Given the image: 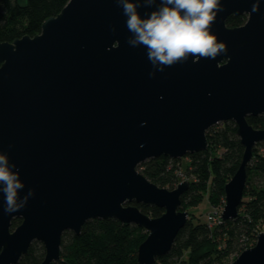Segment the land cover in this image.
Returning a JSON list of instances; mask_svg holds the SVG:
<instances>
[{"label":"water","instance_id":"water-1","mask_svg":"<svg viewBox=\"0 0 264 264\" xmlns=\"http://www.w3.org/2000/svg\"><path fill=\"white\" fill-rule=\"evenodd\" d=\"M157 5L142 4L138 12L143 17ZM221 5L211 32L227 53L189 58L163 72L153 68L144 46L127 42L131 33L114 0H68L35 35L0 43V154L19 172L25 186L19 195L34 193L12 214L4 213L0 193V264H17L34 242L44 249L39 264H52L62 234L77 236L93 219L145 230L136 263L154 264L186 223L188 212L179 207L189 182L160 188L138 165L201 152L207 130L227 121L235 124L243 152L223 186L220 217L237 216L252 149L264 142V127L246 121L264 116V0ZM244 12L243 26L226 28L228 15ZM131 203L163 213L151 218ZM229 264H264V232Z\"/></svg>","mask_w":264,"mask_h":264},{"label":"trees","instance_id":"trees-1","mask_svg":"<svg viewBox=\"0 0 264 264\" xmlns=\"http://www.w3.org/2000/svg\"><path fill=\"white\" fill-rule=\"evenodd\" d=\"M68 0H0V43L11 42L24 35L33 36L41 23L56 15ZM254 129L264 127V116H249ZM207 148L181 159L160 156L138 165L137 170L160 188L172 190L184 175L188 188L180 196L181 211H188L184 227L177 233L171 250L154 264H221L229 254H239L254 244L256 235L264 231V142L252 149L246 166L242 201L234 219L215 226L201 222L189 209L197 206L206 193L210 207L223 200V186L234 174L241 160L243 147L232 121L209 128ZM221 153L217 155V151ZM142 213L156 218L163 209L134 204ZM20 223L12 221V228ZM147 232L136 225H125L114 219H93L85 222L79 235L64 232L59 260L52 264H137L136 249ZM34 242L17 264H39L44 255L41 244Z\"/></svg>","mask_w":264,"mask_h":264},{"label":"clouds","instance_id":"clouds-1","mask_svg":"<svg viewBox=\"0 0 264 264\" xmlns=\"http://www.w3.org/2000/svg\"><path fill=\"white\" fill-rule=\"evenodd\" d=\"M114 2L122 7L126 17V27L131 33L127 42L132 46H144L148 60L157 71L163 72L165 67L184 63L189 58L193 62L214 60L227 53L225 43L218 42L211 32L217 15L224 11L221 0H158L157 7L143 17L138 8L142 4H157V0ZM257 10L258 5L254 3L251 11ZM150 75H154V72ZM14 168L7 155L0 154V193L4 196L5 214L23 209L34 194L29 189L26 195H19V190L25 186L19 179V172L13 171Z\"/></svg>","mask_w":264,"mask_h":264},{"label":"rangeland","instance_id":"rangeland-1","mask_svg":"<svg viewBox=\"0 0 264 264\" xmlns=\"http://www.w3.org/2000/svg\"><path fill=\"white\" fill-rule=\"evenodd\" d=\"M217 125H220V124H217ZM220 153H221V150H218V151H217V155H219ZM185 157H186V156H184V157L181 158V165H182V168H183V166H185V163H186L187 160H188V158H185ZM180 178H181V179H180L179 182L184 181V180H187V181H188V179H187L184 175H182V177H180ZM179 182H178V183H179ZM188 182H189V181H188ZM223 205H224V196H223V200L220 201V202H218V204L215 205V207H217V206H222V207H223ZM210 210H211V207H210V205H209V203H208L206 193H203V196H202V198H201V200H200V202H199V204H198L197 206H194V207H192V208L189 209V211H190L192 214H194V216H196V217L199 219V221H201V222H203V221L206 220V215H207V213H208ZM186 212H188V211H186ZM263 226H264V225H263ZM263 230H264V228H263ZM39 244H40V243H39ZM39 244H38V245H39ZM237 255H238V254H236V253L229 254V255H228V256L222 261L221 264H229L230 262H232V260H234V259L236 258Z\"/></svg>","mask_w":264,"mask_h":264},{"label":"flooded vegetation","instance_id":"flooded-vegetation-1","mask_svg":"<svg viewBox=\"0 0 264 264\" xmlns=\"http://www.w3.org/2000/svg\"><path fill=\"white\" fill-rule=\"evenodd\" d=\"M247 20H248V13L244 12L239 15L230 14L227 16L225 20V26L226 28H229V29L238 28V27L243 26L247 22Z\"/></svg>","mask_w":264,"mask_h":264},{"label":"built area","instance_id":"built-area-1","mask_svg":"<svg viewBox=\"0 0 264 264\" xmlns=\"http://www.w3.org/2000/svg\"><path fill=\"white\" fill-rule=\"evenodd\" d=\"M179 175L180 177H182L181 173H179ZM221 211H222V206H217V207L212 206L211 207V210L206 215V223L208 226H215L223 221L220 217ZM261 232H264V231H261Z\"/></svg>","mask_w":264,"mask_h":264}]
</instances>
